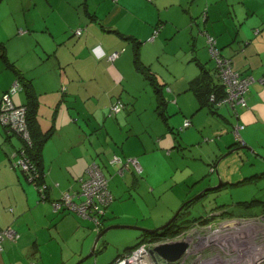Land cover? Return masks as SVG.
<instances>
[{
  "label": "rangeland",
  "instance_id": "1",
  "mask_svg": "<svg viewBox=\"0 0 264 264\" xmlns=\"http://www.w3.org/2000/svg\"><path fill=\"white\" fill-rule=\"evenodd\" d=\"M102 1L0 0V42L11 39L20 29L24 33L38 30L44 32L48 27L57 36H68L76 27L83 28L85 24L90 23L91 20L83 15L84 6L91 14L99 7L102 15L100 22L106 28H116L125 34H130L126 33V30L143 31L149 22L152 24L156 22L158 29H161L166 21L170 25L175 24L179 29H175L176 33L172 39L161 38L154 45L147 43L148 40L143 42L135 36L141 41V45L137 48L138 56L155 74L157 81L163 83V75L173 84L174 77L177 79L174 85L179 84L182 88L176 87L177 89L169 91L166 86H162L161 92L166 100V119L164 120L156 110L155 89L141 74L135 72L137 80L134 79L132 83L124 81V89H106V96L98 98L102 102L109 96L114 100L121 98L118 101L122 102L123 108L116 117L118 123L115 115L107 113L106 110V127L102 125L104 116L89 114L82 119L83 123L80 124L82 127L77 125L78 128L75 126L74 130V126H71L70 133L75 135V131L78 133L82 129L80 134L84 144L90 146L91 142H96L98 149L104 147L107 153H113L108 159L109 164L114 157L124 162L127 158L142 159L138 160L143 168L140 174L134 171L132 165V168L124 171L126 176L118 173L119 164L107 166V170L101 168L108 177L111 187L127 185L125 181L130 182L131 171L135 173L138 184L124 192L128 197L125 202V212H130L136 221L133 224L110 223L109 226L127 225L153 229L166 223L183 204L190 201L188 207L183 210L184 218H205L211 215L215 217L210 219L212 220L210 223L196 222L195 226L189 229L194 236L193 243L181 264H199L206 257L210 258L212 254H218L217 260L224 257L219 264H229L224 260L234 257L235 253L239 254V257L229 259L232 264L236 262L253 264L255 260L258 262L261 249L264 248V103L257 104L256 111L260 116L252 115L251 109H248L250 89H247L245 107L236 106L235 109H229L220 106L215 107L211 112L210 107L205 104L199 107L192 89L184 88L187 79L193 75L185 63L190 47V33L187 28H192L194 33L200 29L197 33L203 47L202 50L198 49V53L205 54L207 68L211 70L209 72L214 79L216 60L209 57L207 35L214 37L217 42L221 28L231 19L236 21L232 23L233 35L235 32L240 34L245 29L247 31L245 36L257 40L260 37L256 35L258 23L251 32L246 27L248 23L246 20L254 15L258 16V12L264 7V0ZM207 11L212 20L208 19L205 22ZM191 18L192 21L188 23ZM186 23L192 25L184 28ZM211 25H214L216 35L210 28ZM93 26L98 28L96 23ZM107 33L113 34V32ZM231 44L236 49L240 46L238 41L232 39L229 45ZM243 44L244 39L241 45ZM216 45L218 48L221 47L219 42ZM228 46H222V50H226ZM128 50L131 55L133 53L131 43ZM221 53L225 56V52L221 51ZM234 53L236 54L231 51L228 55ZM262 54L264 57V48ZM250 58L253 63L261 62L256 54ZM240 64L237 62V66ZM194 66L199 69V66ZM256 71L257 69L254 68L252 72L256 73ZM252 78L253 86L258 85L256 79L253 76ZM261 78L257 80L263 83L260 81ZM138 79L144 84H138ZM82 101L78 100L76 105H81ZM180 104L183 111L179 110ZM234 110L240 115V120L236 118ZM251 116L254 119L249 121ZM239 134L241 141L236 143ZM11 137L17 141L16 137ZM242 144L248 148L243 147ZM231 145L232 147L229 148ZM92 153L94 154L95 151L92 150ZM93 156L97 158L98 155ZM70 161L78 166L77 163H73L72 156ZM98 163L102 166L100 159ZM251 176L253 179L246 180ZM253 200L258 203L247 208L239 204ZM222 211L228 212V216H220ZM63 212H59L60 215ZM243 213L247 215H238ZM89 223L90 229L86 228L89 233L85 236L81 235L83 234L81 230L75 233L74 227L70 229L66 227L64 238H59L60 242H57L59 247L50 241L42 244L40 249L45 263L75 264L86 257L79 264H109L126 252L127 248L134 246L142 232L133 228H110L102 233L107 225L98 226L96 230V225L90 221ZM208 224L215 225L220 231V237L205 239L200 245L197 241L206 233ZM183 234L184 232H180L157 238L151 243L152 248L164 241L186 242L187 239L183 238ZM81 242L84 244L82 252ZM152 254L160 256L155 251ZM198 254H201L199 260ZM34 263L35 261L29 264Z\"/></svg>",
  "mask_w": 264,
  "mask_h": 264
},
{
  "label": "crops",
  "instance_id": "2",
  "mask_svg": "<svg viewBox=\"0 0 264 264\" xmlns=\"http://www.w3.org/2000/svg\"><path fill=\"white\" fill-rule=\"evenodd\" d=\"M113 1L117 2L119 0ZM87 10L88 8L84 6L83 15L91 21L81 28L83 31L80 36H75L73 32L65 37L63 35L57 36L48 27L46 28L47 31L44 32L38 30L24 33L20 29L17 35L13 34L11 39L3 42L4 45L6 44L7 58L32 82L38 98L37 119L41 130L46 131L50 127L54 130L42 147V165L45 170V181L48 184V198L40 199L36 188L25 179L20 171L12 168L11 164L15 156L14 148L18 146L19 142L13 138L6 139L3 129L0 127V231L11 228L17 233L15 240L4 239L2 250H0V264H29L34 261V264H46L41 255L40 248L42 244L50 241L56 247H59L57 242H60L59 238H64L63 233L66 227L69 229L74 227L73 232L75 233L78 230L83 231V234H81L83 236L89 233L86 228L90 229L88 228L90 226L89 221H93L86 220L73 213L68 214L69 212L66 211L60 215L58 211H53L51 202L58 199L64 192H70L75 187L76 190L79 187V179L86 176L85 169L91 163L95 162L97 164L100 159L102 166L99 163L98 165L106 170L107 166H116V164L111 165L108 163V159L113 153H107L104 147L98 149L96 142H91L90 146L84 144L82 134H80L82 129L78 133L75 131V135H73L70 133V127L74 126V130L77 125L82 127L80 125L83 123L82 119L89 114L104 116L102 125L105 126L107 123L106 110L107 113L115 115L117 121L116 117L121 111L114 113L110 110L111 105L117 100L109 96L102 102L98 98L106 96V89H124V81L132 83L134 79L137 80L134 74L139 72L135 67V47L131 39L139 37L143 42L148 40L147 43L154 45L161 38L165 40L172 39L176 33L175 29H179L175 24L170 25L167 21L161 29L157 28L156 22L153 24L149 22L143 28V31L126 30V33L130 34H125V32L123 33L116 28H106L100 22L102 15L99 7L92 14ZM207 14L205 22L208 19L212 20L208 11ZM229 20L228 24L224 25L218 33L220 37L217 38V42L221 45L220 50L225 52L226 57L230 58L234 70L242 72L243 75H252L256 79L258 84L256 86L258 87L253 86V83H251L250 88H248L250 89L248 109H251L252 115L255 114L258 117L260 115L256 111L257 104L264 103V83L257 80L264 76V57H262V49L264 48V7L258 12V16L254 15L246 20L248 22L246 27L251 32L258 23L256 35L260 37L257 40L255 39L256 41L252 40V37L245 36V34L247 35L245 29L244 32L240 34L235 32L233 35L234 27L232 23L236 21ZM94 23L98 25V28L93 26ZM188 23L185 24L184 28L192 25H188ZM210 28L216 35L214 25H211ZM187 29L190 33V50L188 49L185 63L189 66L193 75L187 79V85L184 89L189 90L190 82L195 78L202 77L200 68L203 65L204 69L211 70L207 68L205 54L200 55L198 53V49L202 50L203 47L198 37L199 33H197L200 29H197L195 33L192 28ZM172 30H175V32H171ZM206 31L210 33L208 30ZM107 32H113V34ZM242 37L244 39L243 45H241ZM230 39L235 42L238 41L240 46L237 49L233 48V44L229 45ZM137 42H139L138 46L141 45V41L137 40ZM130 43L133 46L131 55L128 50ZM97 44L101 45L107 54L118 52L116 59L109 61L106 58H95L91 48ZM222 46L228 47L226 50H222ZM231 51L236 52V54L228 55ZM137 53L139 55V50ZM254 54L260 57L261 62H252L250 57ZM139 61L142 63L140 58ZM237 62L241 64L237 66ZM194 65L200 66L199 69L197 68L198 71ZM254 68L257 69L256 73L252 72ZM132 69L133 71H131ZM14 80L13 72L0 60V97ZM173 80L176 81L177 79L173 77ZM162 81L161 84L166 86L169 91L177 88L182 89L179 84L175 83L174 85V81L172 84L163 75ZM138 84L143 85L144 82L138 79ZM175 98L174 100L177 101ZM25 99L22 88H19L12 95L15 105H24ZM119 99L121 100V98ZM78 100H83L81 105H76ZM179 110L183 111L181 104ZM253 119L251 116L249 121ZM92 150L95 151L94 154ZM106 153L109 155L107 156ZM93 155L98 156L94 158ZM70 156H72L73 163H77L78 166L72 164ZM135 159L140 167V172L135 169L134 171L140 174L143 168L138 160L141 161L142 159L140 157ZM130 168L132 167L127 169ZM125 170L120 174L126 176V173L124 174ZM125 184L127 185L124 187H111L108 184L113 194V201L106 211L105 226L117 222L133 224L136 221V218L131 216L130 212H125L124 209L125 202L128 199L124 192L138 185L135 173L131 171L130 182L125 181ZM83 246L84 244L81 242V252Z\"/></svg>",
  "mask_w": 264,
  "mask_h": 264
},
{
  "label": "built area",
  "instance_id": "3",
  "mask_svg": "<svg viewBox=\"0 0 264 264\" xmlns=\"http://www.w3.org/2000/svg\"><path fill=\"white\" fill-rule=\"evenodd\" d=\"M74 33L75 35L79 36L82 34V29L77 28L74 30ZM207 39L208 49L211 52V55L216 60V66L218 67L220 78L222 79V82L226 87V96L222 101L229 102L231 105H233L234 103L245 105L246 102L244 93L253 81L252 76H239L237 72L231 69L228 59L222 58L219 55L217 49L213 46L215 40L210 36H207ZM91 52L95 56V58H106L109 61H114L118 56V52H111L107 54L99 44L94 45L91 48ZM260 81L264 82V77H262ZM18 88V84L16 82H13L11 87L2 95L0 101V124L2 126H5L9 131L21 135V137H23L24 139H28L29 134L25 120V109L22 106L14 105L11 99L12 93H14ZM211 100H213V97H211ZM220 102L221 101H219L218 104H220ZM121 108V102L117 101L115 104L111 105L110 110L116 113ZM237 137V140H239L240 137L238 135ZM22 153L23 152H21L20 155H23ZM120 161L121 160L117 157H114L111 160V162ZM129 162L138 172H140V167L135 159H128L126 163H124V165L129 164ZM13 165L22 170H27L29 167L27 161L22 156L16 157ZM85 172L86 176L84 179H81L80 190L77 195H74L70 192H64L60 196L59 200L52 202V206L54 210L73 212L83 218L92 219L94 221V224L96 225L95 229H98V226L100 224V215L105 213L107 206L112 202L113 198L107 188V179L98 164H96L95 162L91 163L87 167ZM206 227V233L204 234V236H201L198 239L197 243H200L205 239H213L218 236L220 237V231L216 229L215 225L213 226L212 224H208ZM189 229L184 232L183 238L187 239L186 242L192 245L194 236L192 234V231H189ZM3 237L14 240L17 237V233L11 228H6L0 232V240ZM151 243L150 245L143 242L140 243L130 251H126L123 254L119 255L111 264H181L183 262L184 257L177 263H169L161 256L152 254L150 250L153 244ZM198 256L199 260L201 254H198ZM217 256L218 254H212L210 258L206 257V259L202 260L201 262H204V264H215L216 261H222V259L224 258L223 257L217 260ZM194 257L196 259L197 255ZM237 257H239V254L235 253L234 257L231 256V258L229 259H237ZM229 259H225L224 261L232 264ZM256 261L257 260H255L253 264H262V260H258V262ZM233 264H239V262Z\"/></svg>",
  "mask_w": 264,
  "mask_h": 264
},
{
  "label": "trees",
  "instance_id": "4",
  "mask_svg": "<svg viewBox=\"0 0 264 264\" xmlns=\"http://www.w3.org/2000/svg\"><path fill=\"white\" fill-rule=\"evenodd\" d=\"M73 34L75 35L74 31H73ZM75 36H77V35H75ZM207 36H209V35H207ZM210 37H212V36L210 35ZM212 38L214 39V37H212ZM131 40H133L134 47H135V50H134V60L136 63L135 67H136L137 71L141 75H143V77L155 89V93H156L155 97H156V101H157L156 110H158V114L161 115L162 117H164L163 119L165 120L166 119V116H165V114H166L165 113L166 100H165L164 95L161 92L163 84H161L157 81L155 74L150 70V68L148 66H145L144 64H142L139 61V56L137 53V47H138L139 42H137V40L133 39V38ZM216 44H217V42L215 40V43L213 46L217 49L219 55L222 58L228 59L226 56L222 55L220 48H218ZM207 51H208L209 57L211 59H214V57L211 55V52L209 51V49H207ZM0 60L8 69H10L13 72V74L15 76L14 82H16L18 84L19 88H22V90L24 91L25 98H26L24 105H16V106H22L25 109V120H26V126H27V130H28V134H29L28 139H24L23 137H21V135L9 131L5 126H2L0 124V127L5 132L6 139L12 138L11 136H14V137H16L17 141L19 142L18 146L14 148L15 156H14V159L12 160L11 166H12V168L17 169V167L15 165H13L14 161L16 160V157L22 156L27 161L29 167L27 170H22L20 168L18 170L23 174L25 179L28 180L30 182V184H32L36 188V190L38 191V195H39L40 199H47L48 198V195H47L48 184L45 181V170H44V167L42 165V147H43L45 141L53 134L54 129L52 127H50L46 131L41 130V128L39 126L38 119H37L38 98H37V94L35 93L34 88L32 86V82H31L30 78H27L22 72H20L19 69L15 66V64L7 58L5 45L2 42H0ZM228 61H229V65H230L231 69L233 71L237 72L239 76H246V77L249 76V75H243L242 72L234 70L231 66L230 59H228ZM203 66L200 68V71H201L200 73H201L202 77L195 78L193 81L190 82L189 87H188L189 89L193 90V92L196 96V99L199 103V107H201L202 105L205 104L206 106L210 107V111L213 112L214 111L213 109H215V107L218 108L220 106H226V108H229V109L230 108L235 109L236 106H240V107L246 106V104L241 105V104H236V103L231 105L229 102L222 101L223 98H225V96H226V87H225L224 83L222 82V79L220 78L218 67L217 66L214 67V74L215 75H214V79H213V76L211 77V75L209 74V71L207 69H204ZM19 88L16 89V91L14 93H16L19 90ZM7 90H5L2 93V95ZM14 93H12V95ZM2 95L0 97V101H1ZM12 95H11V99H12ZM245 95L246 94L244 93V98H245ZM211 97H213V100H211ZM219 101H221L220 104H218ZM12 102H13V100H12ZM116 102H114V104ZM245 102H246V100H245ZM121 104H122V102H121ZM122 106H123V104H122ZM234 114H235L236 118L239 119V114L237 113L236 110H234ZM242 129H243V125H242ZM239 137H240V134H239ZM240 141H241V139L239 138V140H237L236 143H238ZM236 143H233V144H236ZM231 147H232V145L229 146V148H231ZM21 152H23L22 153L23 155H20ZM128 159L129 158H127L126 161ZM110 163L111 164H119L120 169L118 170V173H122L123 170L127 169L128 167H132L130 162H129V164L124 165V163H126V162H124V160H121L120 162H111L110 161ZM100 169H101V167H100ZM102 172H103V170H102ZM103 174L107 179L108 191L112 195V193L109 189V185H108L109 179L105 175L104 172H103ZM84 178L85 177H81L79 179L78 189L70 190V193L77 195V193L80 190L81 179H84ZM251 179H253L252 176L249 178H246V180H251ZM220 185H222V183ZM200 196H202V194ZM112 198H113V195H112ZM59 199H60V196L58 199H56V201ZM112 201H113V199H112ZM190 203L191 202L189 201L182 208V211L179 212L177 217L169 225H167L163 229H161L157 232H153V233H150L149 231L141 232L139 235L138 242H136V244L134 246L127 248V251H130L131 249H133L134 247L138 246L140 243L145 242V241H155L157 238L164 237L165 235H168V234L186 232L191 226L196 224V222H199V223L209 222L210 223V221H212L210 219H212V218L214 219L215 216L213 217V215H211L210 217H205V218H203V217H196V218H191V219L184 218L183 217V210H185ZM255 203H258V201L253 200L251 202H240L239 204H240V206L247 208L248 206L254 205ZM110 204L107 206V209L109 208ZM107 209H106V211H107ZM53 211L61 212V210H54V208H53ZM106 211L104 214L100 215L99 221L101 223H100L99 227H101V225L103 226L105 224V221L107 218ZM227 213L228 212H226V211H222L221 212L222 215L220 214V216L227 217L228 216ZM238 215H247V213L238 214ZM84 219L87 220L88 218H84ZM90 220L93 221L92 219H90ZM93 223H94V221H93ZM96 230H98V229H96ZM4 239H7V238L3 237L0 240V250H2V244H3ZM9 240H11V239H9Z\"/></svg>",
  "mask_w": 264,
  "mask_h": 264
},
{
  "label": "water",
  "instance_id": "5",
  "mask_svg": "<svg viewBox=\"0 0 264 264\" xmlns=\"http://www.w3.org/2000/svg\"><path fill=\"white\" fill-rule=\"evenodd\" d=\"M245 148H248V146L246 145H242ZM186 204H183L177 211L176 213L164 224H162L161 226H158L156 228L153 229H146V228H142V227H137V226H127V225H114V226H107L102 233H104L107 229L110 228H133V229H138L141 231H157L162 229L163 227L169 225L179 214V212L181 211V209L185 206ZM101 233V234H102ZM186 242L184 241H171V242H163V243H159L156 246H154L150 251L151 253H153V251H155L157 254H159L162 258H164L165 260L168 261H174L176 260L178 257H180V255L184 252L185 248H186ZM86 257L80 259L79 261H77L75 264H79L82 262V260H84ZM222 261H217V263L215 264H219Z\"/></svg>",
  "mask_w": 264,
  "mask_h": 264
},
{
  "label": "bare ground",
  "instance_id": "6",
  "mask_svg": "<svg viewBox=\"0 0 264 264\" xmlns=\"http://www.w3.org/2000/svg\"><path fill=\"white\" fill-rule=\"evenodd\" d=\"M165 227H166V226H165ZM163 228H164V227H163ZM163 228H162V229H163ZM160 230H161V229H160ZM157 231H159V230H157ZM157 231H152V232L149 231V232H150V233H153V232H157ZM142 232H146V231H142ZM151 242H153V241H145V242H143V243H146V244L150 245ZM202 243H203V241L200 242L199 244L201 245ZM186 244H187V245H186L187 247H186L185 251L180 255V257H178V258H177L176 260H174V261H168V260H166V261L169 262V263H174V262L177 263L178 261L181 260L182 257L186 256V255L190 252L189 249H190V246H191V244L188 243V242H186ZM260 254H261V257L264 258V248L261 249V253H260ZM261 257H260V260H262V261L264 262V259L261 258ZM263 264H264V263H263Z\"/></svg>",
  "mask_w": 264,
  "mask_h": 264
}]
</instances>
